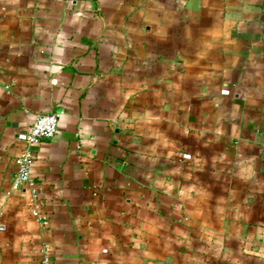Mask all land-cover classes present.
<instances>
[{
	"label": "crops",
	"instance_id": "obj_1",
	"mask_svg": "<svg viewBox=\"0 0 264 264\" xmlns=\"http://www.w3.org/2000/svg\"><path fill=\"white\" fill-rule=\"evenodd\" d=\"M44 258L264 264V0H0V264Z\"/></svg>",
	"mask_w": 264,
	"mask_h": 264
},
{
	"label": "built area",
	"instance_id": "obj_2",
	"mask_svg": "<svg viewBox=\"0 0 264 264\" xmlns=\"http://www.w3.org/2000/svg\"><path fill=\"white\" fill-rule=\"evenodd\" d=\"M59 118L60 114L58 113L37 115L28 129L18 136V140L22 143V149L15 160L13 189L30 185L33 161L31 147L43 140L51 139L55 135ZM42 263L49 264L48 259L44 258Z\"/></svg>",
	"mask_w": 264,
	"mask_h": 264
}]
</instances>
